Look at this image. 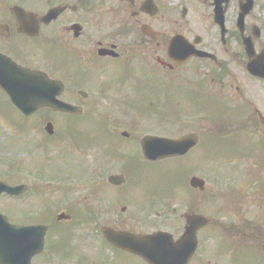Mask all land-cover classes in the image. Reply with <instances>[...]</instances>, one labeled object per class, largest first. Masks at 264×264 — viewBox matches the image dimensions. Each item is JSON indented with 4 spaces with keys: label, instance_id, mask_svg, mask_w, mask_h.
<instances>
[{
    "label": "flooded vegetation",
    "instance_id": "flooded-vegetation-1",
    "mask_svg": "<svg viewBox=\"0 0 264 264\" xmlns=\"http://www.w3.org/2000/svg\"><path fill=\"white\" fill-rule=\"evenodd\" d=\"M56 10H60L57 15ZM246 40L254 46L252 55ZM184 50L195 55L185 60L178 52ZM6 57L63 82L60 99L83 112L70 115L43 106L27 115L0 85V186L20 188L18 195L0 192V213L11 226L20 227L19 232L6 230L19 244H7L5 264H126L122 255L148 264L114 246L102 230L108 226L138 234L162 230L155 223L158 217L151 218L152 206H137L140 214L150 212L148 225L141 228L123 221L128 214L123 206L119 227L103 225L96 245L79 244L81 237L76 231L85 230L83 222H97L110 202H117L103 196L96 207L91 204L82 209L70 197L71 180L60 189V180L65 179L59 176L57 148H64L68 140L71 144L74 138L70 127L59 125L60 116L91 123L80 128L90 132L86 137L90 140L71 146L86 155L94 152L91 155L99 161V173L87 169L86 174L99 182L102 187L97 188L102 190L131 183L132 164L121 165L122 172L117 173L124 175L126 182L114 185L108 181L102 161L124 160L111 148H126L123 141L131 139L130 131H135L140 117L152 116L159 126L180 120L177 134L163 136L180 138L192 132L198 136L197 143L181 157L160 161L185 162L198 153L196 164L200 165L203 150L205 157L222 163L229 159L231 179L229 187L210 193L212 199L207 180L204 189L193 188L187 212L204 214L205 202L211 201L220 204L221 214L229 221L209 217L210 222L197 231L198 246L188 264H264V77L248 70L252 60L264 58V0H0L3 83L11 76ZM183 97L194 102L184 111L193 109V117L206 113L201 119L193 118L192 128L186 132L183 110L176 105ZM10 107L30 124L12 123L6 110ZM102 108H109L110 113L94 114ZM200 120H211L213 126H204ZM125 126L130 131H121ZM10 127L18 129L17 138H10ZM62 139L64 143L59 144ZM111 142L118 145L112 147ZM74 167L85 171L80 161ZM68 175L71 177L70 170ZM89 187L96 191L94 185ZM186 213L182 230L170 232L175 239L184 234ZM151 223L154 227L149 229Z\"/></svg>",
    "mask_w": 264,
    "mask_h": 264
},
{
    "label": "rangeland",
    "instance_id": "rangeland-1",
    "mask_svg": "<svg viewBox=\"0 0 264 264\" xmlns=\"http://www.w3.org/2000/svg\"><path fill=\"white\" fill-rule=\"evenodd\" d=\"M182 91V88H180V92ZM182 93V92H181ZM207 103V102H205ZM179 104V105H178ZM189 104L193 106L194 102L193 99H190L188 101V97H183L182 102L179 101L176 105L178 108L180 107L182 111V123L184 125V132L187 130H191L192 124L191 120L193 118L206 116V113L204 112H198L197 117H193V113H191L192 110L186 111L188 108H190ZM210 105V102H209ZM188 107V108H186ZM184 109H186L184 111ZM9 119L12 123L20 125L23 124H30L29 121H25L22 116L15 110L12 109V107L7 108ZM109 114L110 109L109 108H102L101 112L100 110H97L95 115H104ZM210 113H213V110L211 109ZM210 115V114H209ZM214 115V113H213ZM211 116V115H210ZM215 117V116H213ZM198 119V118H197ZM138 120V119H136ZM205 120V119H204ZM200 120V123L204 126H213V123L211 120L204 121ZM130 123V122H126ZM158 123V119L153 118L152 116H148L147 118H144L143 116L139 118L138 121L135 122L134 125V132L130 131L126 126V128H122L123 130H128L131 132L130 138L123 141V145H125L126 148H123L122 150H115L111 148V151L115 153V155H122L125 158L123 160H109L105 158L106 161H102L105 166H107L106 170L107 175H110L111 173H117L122 172L120 169L122 168L121 165H127L132 164L131 168L134 170L132 171L131 176V183L126 187H118L113 188L112 185H108L107 187L104 186L102 190V186L99 182H95L94 179L88 177L86 171L87 169H91V172L98 174V167H99V161L93 159L94 157L91 155L94 152H88V155L83 154L78 148L74 145L78 142H85L89 141L90 138H86L90 136V132H84L81 131L80 128H83L84 126L89 127L91 126V123L87 120H74L69 119L66 116H60L59 117V125L62 127L66 124V129L70 127L69 130L70 133L72 132V135L74 136L73 141L70 144V140L65 142V146L60 147L58 146L57 150H59V176H61L62 179H65V181L60 180V189L64 188L63 185L67 182H70L69 185L72 187V194L73 196H70L73 198V203H76L77 205H81L82 209H86L87 207H90L91 204H94V207L97 206L95 204L97 202V199H101L103 196H108L110 199L111 197L115 202H117V205L110 202L109 207L111 208L110 212L107 213L108 208L104 210V215L102 218H100L97 222L89 223L83 222V227L85 230H82L81 228H78L76 231V235L81 237L80 245L88 246V245H96L97 239L96 235H98L101 226L103 225H116L119 227V214L120 210L123 206L127 207L128 214H124L125 219L123 221L129 225H133V227L139 226H147V219L149 217V211H143L141 214L138 212V209L141 206H144L145 203L147 204V207H153L154 213L152 215V220H155V217L157 218L156 225L159 226L161 229L168 230L170 232H175L182 230L181 227H183V214L187 212V208L189 207L188 199L192 198L194 191L189 189V180L190 177L193 175L200 176L202 178H205L207 180V188L209 192V196L211 192H214L215 190H222V187H229L228 184H231V179L229 177V159L225 160V162L222 163V160L215 159L214 157L204 156V151L202 150V161L200 165H197V158L198 153H193L190 157L191 159L181 161V160H170L168 162H163L160 164H152V163H145L141 159H143L141 148H139V139L142 138L143 135L150 133V134H160V135H169V134H177L178 129L180 131V120H176L175 122H169L166 124L156 125ZM199 123V124H200ZM210 123V124H208ZM200 124V127L203 128ZM92 125H95V122H92ZM128 126V124H126ZM165 125V126H164ZM60 127V132H62V128ZM206 129V128H204ZM217 132V130H216ZM10 134V138H17L19 136L18 129H14L12 127L9 128L8 132ZM108 133V132H107ZM204 133V131H203ZM65 140L62 139V141L59 144H63ZM112 147H116L118 145L114 142H111ZM134 144V145H133ZM80 145V144H78ZM69 151V154H67V150ZM222 152V151H221ZM141 157V159H140ZM74 160V162H73ZM145 160V159H143ZM80 161V163L83 164L84 169H74V165H76ZM107 163V164H106ZM183 163L185 164L186 168H183ZM227 163V164H226ZM138 167L135 170V165ZM65 167V168H64ZM160 167H163L162 169ZM186 169H188V172H186ZM70 170L71 177L68 175V171ZM186 172V173H185ZM89 174V173H88ZM83 176V177H82ZM82 177V178H80ZM128 179V178H127ZM86 181L88 183H86ZM129 181V179H128ZM90 182V183H89ZM93 182V183H91ZM130 182V181H129ZM128 182V183H129ZM90 185H94L96 188L94 190L90 189ZM98 186H101L97 188ZM120 188V189H119ZM59 189V190H60ZM98 189V190H97ZM99 189L101 193L99 192ZM108 194V195H106ZM59 198L62 199V192H59ZM111 198V199H112ZM212 199V198H211ZM149 200V201H146ZM205 203L207 206L203 209L204 214H207L210 218L213 220L217 217H223L227 216L226 214H221V209H219V205H214L211 201H206ZM139 208H138V207ZM207 211V213H206ZM138 214V215H136ZM140 214V215H139ZM227 214H231L230 212ZM134 215V216H133ZM223 221L227 222L229 220H226L227 217H223ZM119 220V221H118ZM100 224V226H97L95 224ZM155 225V226H156ZM154 227V223H151L149 225V229ZM87 237L84 238L83 237ZM90 236V237H89ZM95 236V238H92ZM124 261L126 264H143L140 261H138L135 257L131 256H125ZM224 261V259H222ZM220 264H223L220 262Z\"/></svg>",
    "mask_w": 264,
    "mask_h": 264
},
{
    "label": "water",
    "instance_id": "water-1",
    "mask_svg": "<svg viewBox=\"0 0 264 264\" xmlns=\"http://www.w3.org/2000/svg\"><path fill=\"white\" fill-rule=\"evenodd\" d=\"M246 10L241 12V23L243 22ZM248 54L254 53L253 44L246 40ZM180 55H186L180 53ZM189 55V54H188ZM9 62V58H7ZM11 76L1 86L10 94L12 101L27 115L32 110L50 106L67 113H81V109L70 105L57 97L64 90L63 83L51 80L46 73L34 71L18 65L10 59ZM248 68L253 74H261L264 69V58H257L249 63ZM264 75V74H262ZM198 140L197 135L188 134L180 139L166 138L161 136L148 135L142 140L143 153L146 159L156 160L169 158L170 156H181L188 152ZM109 181L114 184H122L125 179L122 175H112ZM205 180L193 176L192 187L203 188ZM19 187L0 186V192L7 191L11 194H18ZM7 218L0 214V262L5 264L8 254L7 244L17 246V238L8 237L7 229L19 232L20 227L11 226ZM187 225L178 240H175L171 233L159 231L152 234H135L131 231H115L111 228L103 230L108 240L117 247L132 251L143 257L149 264H188L194 255L197 243L198 229L207 224V216L188 213L186 214ZM20 251V250H17Z\"/></svg>",
    "mask_w": 264,
    "mask_h": 264
}]
</instances>
